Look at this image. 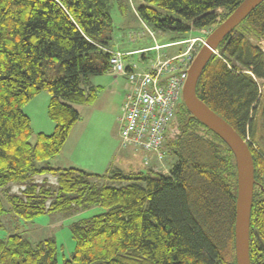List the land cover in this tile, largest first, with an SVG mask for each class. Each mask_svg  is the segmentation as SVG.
Masks as SVG:
<instances>
[{
  "label": "trees",
  "instance_id": "trees-1",
  "mask_svg": "<svg viewBox=\"0 0 264 264\" xmlns=\"http://www.w3.org/2000/svg\"><path fill=\"white\" fill-rule=\"evenodd\" d=\"M139 18L160 31L215 30L244 0H139ZM223 11V12H222ZM113 19L108 0H0V192L9 212L26 221L103 213L71 226L76 241L64 264H237L238 172L229 147L181 102L166 134L169 174L38 168L61 154L80 121L79 106L101 91L92 80L110 72ZM264 2L221 44L204 69L197 96L246 140L256 186L250 228L251 264H264ZM51 95V135L36 145L24 107ZM191 118V119H190ZM52 175L51 186L39 177ZM19 186L18 194L10 192ZM6 213L0 197V228ZM0 264H58L55 239L33 246L20 234L0 237Z\"/></svg>",
  "mask_w": 264,
  "mask_h": 264
},
{
  "label": "rangeland",
  "instance_id": "rangeland-1",
  "mask_svg": "<svg viewBox=\"0 0 264 264\" xmlns=\"http://www.w3.org/2000/svg\"><path fill=\"white\" fill-rule=\"evenodd\" d=\"M140 3L139 0H108L109 11L113 19L112 48L120 51H131L138 48L144 49L154 47L157 44L165 45L167 43H174L178 39L173 38L182 37L183 34L176 32H160L153 25L142 21L137 15V9ZM212 31L211 29L192 31L186 36H192L188 40L198 37L207 38V35H210ZM253 43L258 47H262L264 51V40L260 42L253 41ZM165 48L161 51L152 49L147 52V62L143 64L140 61L138 63L140 65H138L139 69L148 73L151 67L159 60L164 62L167 59L165 54H169V57L174 56L181 49L185 51L187 45L186 43L183 45L179 42V44L172 48ZM200 48L197 45L193 46V49L197 51L195 57ZM140 57V55H136L130 58V61H139L141 60ZM125 63L128 64L129 60ZM171 76V73H164L159 84L161 86H168ZM261 84L262 90L264 91V83ZM50 101L51 95L47 91H43L24 107L25 114L31 119L32 123L33 132L29 139L32 145H36L39 134L51 135L54 132L55 123L48 116ZM117 115L114 114L111 117L109 122L110 127L106 133L103 130H98L94 134V139L91 138L90 141H86L82 145L83 151L78 152V158L75 156L70 162L64 153H61L49 161L38 163V168L77 169L88 174L104 177L113 176L119 170L124 173H131V171L135 173L150 171L152 165L150 163L146 165L145 160H143L145 152L137 151L131 146L127 148L122 147L120 134L118 138L117 125L119 122L118 124L116 122ZM172 124L173 120L170 121V126ZM49 126H52V129H49ZM171 150H173V146L169 141L166 147L163 148L161 161L158 163V167H156V170L160 173L168 175L174 163V155ZM117 151L120 153L122 151L128 152L132 156L130 159L134 164L123 165L120 162L122 158L117 160ZM119 156L121 157V155ZM49 163L53 166H49ZM45 178H47L46 181L51 186H56L57 180L52 175L39 177L37 180L41 184ZM20 191L21 188L19 186H11L10 192L12 194H18ZM0 197H2L6 209L3 226L0 228V237L7 238L13 234H20L29 240L33 246L53 238L58 247V264H64L65 260L71 259L75 251L76 241L72 236L71 226L74 223L90 219L95 215L103 213L102 208L92 207L73 215L48 214L41 215L32 221H26L20 219L14 213L9 212L10 204L6 196L1 192Z\"/></svg>",
  "mask_w": 264,
  "mask_h": 264
},
{
  "label": "built area",
  "instance_id": "built-area-1",
  "mask_svg": "<svg viewBox=\"0 0 264 264\" xmlns=\"http://www.w3.org/2000/svg\"><path fill=\"white\" fill-rule=\"evenodd\" d=\"M206 39L198 37L187 40V48L183 53L164 62L159 60L148 73L140 70L135 64L125 62L136 53L145 54L152 49L159 51L160 46L135 53L108 50L111 55L110 72L125 77L128 82V92L119 118L123 148L131 146L147 155L156 154L162 157L170 121L174 119L176 109L181 103L188 70L197 52L193 45L201 47ZM215 54H219L218 50ZM164 73L172 74L168 86L159 84ZM246 142H250L249 136ZM145 163H149L148 158Z\"/></svg>",
  "mask_w": 264,
  "mask_h": 264
},
{
  "label": "water",
  "instance_id": "water-1",
  "mask_svg": "<svg viewBox=\"0 0 264 264\" xmlns=\"http://www.w3.org/2000/svg\"><path fill=\"white\" fill-rule=\"evenodd\" d=\"M263 2L264 0H244L229 18L212 31L188 70V78L184 84L181 96V102H183L191 114V118L196 119L216 134L235 156L238 172L235 226L237 264H251L250 228L256 186L253 156L246 140L225 119L211 110L210 107L198 98L197 85L204 69L215 55L214 52L220 48L222 42Z\"/></svg>",
  "mask_w": 264,
  "mask_h": 264
},
{
  "label": "crops",
  "instance_id": "crops-1",
  "mask_svg": "<svg viewBox=\"0 0 264 264\" xmlns=\"http://www.w3.org/2000/svg\"><path fill=\"white\" fill-rule=\"evenodd\" d=\"M192 36H189L188 38H191ZM174 39V38H173ZM179 44V42H174ZM174 43H167L165 45H155L160 46L161 50L172 48L176 46L177 44ZM154 47L150 48H138V49H133L131 51H120L117 49H114L111 47L112 50L114 51H119L123 53H135V52H140L144 51L147 49H151ZM160 50V51H161ZM184 50L181 49L180 51H177L174 56L169 57V54H165L167 59H172L179 54L183 53ZM140 55L141 60L132 62L130 61V58ZM146 53H136L133 56L129 57L127 61L129 60L128 64H135L139 65L138 63L142 61L143 64L147 62L146 60ZM140 66V65H139ZM92 83L94 86L100 87L101 91L99 93V97L97 101L90 106H79V111L81 114V119L80 121L75 125L74 129L72 130V133L70 135V138L68 142L66 143L64 150L62 153H64L65 157L71 160L77 156L78 158V152L83 151L82 145L86 141H90V139H94V134H96V131L98 130H103L105 133L107 132V129L110 127V120L111 117L115 115L116 116V122L118 124L119 118L121 117L122 114V106L125 100V96L128 92V82L125 79V77L120 76V75H114L113 73L109 72L101 77H96L92 80ZM115 121V120H114ZM49 129H52V126H49ZM117 130H118V138L120 134V124L117 125ZM118 144V143H117ZM116 144V145H117ZM121 155V157L119 156ZM117 160L119 158H122L120 161L123 165H133L134 162L130 159L132 156L128 152H116ZM146 158L149 159L150 165H152L151 169L154 170L155 172H159L156 170V167H158V163L161 161V157L154 154V155H147L145 153V156L143 160H146ZM148 163V164H149ZM52 164L49 163V166ZM147 165V164H146ZM53 166V165H52ZM133 172V171H131ZM167 173V172H166ZM164 174V173H163ZM169 174V173H168Z\"/></svg>",
  "mask_w": 264,
  "mask_h": 264
},
{
  "label": "bare ground",
  "instance_id": "bare-ground-1",
  "mask_svg": "<svg viewBox=\"0 0 264 264\" xmlns=\"http://www.w3.org/2000/svg\"><path fill=\"white\" fill-rule=\"evenodd\" d=\"M187 40H184V41H180V43H182L183 45L185 44V42H186ZM206 43V42H205ZM205 43L201 46V48L205 45ZM194 46V45H193ZM201 48H200V50H201ZM262 51H263V48L262 47H259ZM199 50V51H200ZM199 51H198V53H199ZM216 52V51H215ZM214 52V53H215ZM216 55V54H215Z\"/></svg>",
  "mask_w": 264,
  "mask_h": 264
},
{
  "label": "flooded vegetation",
  "instance_id": "flooded-vegetation-1",
  "mask_svg": "<svg viewBox=\"0 0 264 264\" xmlns=\"http://www.w3.org/2000/svg\"><path fill=\"white\" fill-rule=\"evenodd\" d=\"M176 115V114H175Z\"/></svg>",
  "mask_w": 264,
  "mask_h": 264
}]
</instances>
